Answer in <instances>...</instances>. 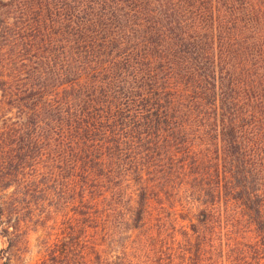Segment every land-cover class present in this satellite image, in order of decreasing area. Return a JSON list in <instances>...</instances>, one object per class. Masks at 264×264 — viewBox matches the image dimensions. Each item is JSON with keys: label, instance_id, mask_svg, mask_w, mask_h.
Returning a JSON list of instances; mask_svg holds the SVG:
<instances>
[{"label": "trees", "instance_id": "obj_1", "mask_svg": "<svg viewBox=\"0 0 264 264\" xmlns=\"http://www.w3.org/2000/svg\"><path fill=\"white\" fill-rule=\"evenodd\" d=\"M11 188L0 264L23 231L15 190L51 189L46 213L84 234L138 229L172 198L196 218L179 245L198 262L221 249L215 220L233 201L255 242L230 251L264 256V0H0Z\"/></svg>", "mask_w": 264, "mask_h": 264}, {"label": "rangeland", "instance_id": "obj_2", "mask_svg": "<svg viewBox=\"0 0 264 264\" xmlns=\"http://www.w3.org/2000/svg\"><path fill=\"white\" fill-rule=\"evenodd\" d=\"M11 192L12 188L5 193L0 189V196ZM14 193L23 219V231L11 253L12 264H264L261 252L243 261L241 255L230 251L231 245L251 246L255 242L248 223L241 218V206L233 201L223 204L221 216L215 220L214 232L221 233L222 250L218 243L216 247L213 243V249L218 250L210 251L208 259L198 262L196 253L191 258L183 255L179 245L189 237L191 224L196 223V218L187 210L179 212L176 218L172 210L177 205L172 198L165 203L166 211L160 217L150 212L138 229L105 235L62 230L58 226L59 217L55 213H46L53 210L51 189L43 195L35 192L24 195L22 190ZM206 230L213 231L209 226ZM5 248L6 241L0 237V250ZM173 248L177 250L173 252ZM241 250L238 254L242 253ZM64 253L66 257L60 263L56 257Z\"/></svg>", "mask_w": 264, "mask_h": 264}]
</instances>
